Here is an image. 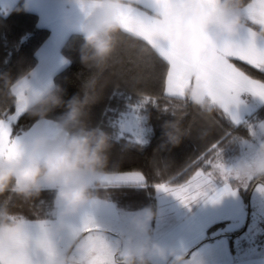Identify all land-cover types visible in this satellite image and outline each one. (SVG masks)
I'll use <instances>...</instances> for the list:
<instances>
[{
  "label": "clouds",
  "instance_id": "obj_1",
  "mask_svg": "<svg viewBox=\"0 0 264 264\" xmlns=\"http://www.w3.org/2000/svg\"><path fill=\"white\" fill-rule=\"evenodd\" d=\"M75 15L65 23L82 37L80 61L95 70L84 83L83 95L63 99L58 86L34 89L26 78L11 82L5 77L4 93L21 115L36 118L34 132L17 136L10 133L14 150L0 148V264H204L177 246L165 247L152 236L151 224L157 211L151 205L131 215L118 236L91 211L102 194L116 187L109 177L110 136L100 127H88L86 109L99 99V76L112 64L121 46L120 34L141 40L126 29L124 14L134 9V0H68ZM150 18L167 31L157 36L167 49L189 59L203 58L213 46L248 39L264 40V22L252 20L245 0H184L183 3L152 6ZM258 24L253 32L248 21ZM155 50L148 44L137 51L139 59ZM176 98L203 113L221 108L207 90L198 86L195 74ZM64 111L50 124L48 114ZM0 109V117L4 116ZM164 136L177 145L183 135L179 125L166 122ZM264 137V127L259 129ZM223 168L240 183L264 182V138L259 139L250 156ZM45 191H54L51 214L29 220L13 211V198L32 201ZM8 194V195H5Z\"/></svg>",
  "mask_w": 264,
  "mask_h": 264
},
{
  "label": "trees",
  "instance_id": "obj_2",
  "mask_svg": "<svg viewBox=\"0 0 264 264\" xmlns=\"http://www.w3.org/2000/svg\"><path fill=\"white\" fill-rule=\"evenodd\" d=\"M250 2L245 0L246 5ZM248 26L256 32L260 27L251 22ZM49 34V28L41 25L38 15L26 7L24 0H18L8 12H0V109L5 112L14 110V105L4 93L5 77L15 82L29 76L38 64L37 50ZM120 40L121 46L114 61L98 78L99 99L86 109L84 120L88 127H100L109 134V170L139 171L147 178L145 186L121 184L112 187L102 194V200L113 203L122 211L135 212L147 205L157 211L156 184L180 187L197 173H217L209 161L228 166L239 158L243 153V143L253 139L252 130L264 122V104L241 122L234 123L221 108L210 114L203 113L191 104L169 98L163 94L168 68L166 61L153 52L144 62L137 57L138 49L146 44L144 41L132 40L127 33H121ZM82 42L78 33H72L60 48L67 63L54 75L53 86L64 90L65 101L74 94L83 95L84 83L95 72L80 61ZM231 62L253 79L264 81V72L239 60L231 59ZM146 96L153 97L156 102L143 103ZM135 107H139V114L143 117L145 135L142 141L135 140L130 134L118 135L121 119ZM63 111L62 107L56 108L48 114V121H55ZM35 121V117L22 115L15 126V134L26 132L36 124ZM166 122L179 125L183 133L179 144L167 142L163 128ZM212 147L219 153V160L214 159L216 153ZM257 182L253 180L249 190ZM249 190L243 194L246 206H249ZM53 199L54 191H45L32 201L13 198L12 210L29 220L42 219L51 214ZM155 221L156 218L151 228ZM225 224L211 225L206 230L207 241L227 236H214V232ZM245 227L228 236L231 252L235 251V238L241 236ZM256 241L259 247L264 246V230Z\"/></svg>",
  "mask_w": 264,
  "mask_h": 264
},
{
  "label": "snow or ice",
  "instance_id": "obj_3",
  "mask_svg": "<svg viewBox=\"0 0 264 264\" xmlns=\"http://www.w3.org/2000/svg\"><path fill=\"white\" fill-rule=\"evenodd\" d=\"M183 3L184 0H134V9H129L123 16L126 29L135 32L142 38L146 44L150 45L156 55L166 61L168 68L166 70V79L164 81L163 94L169 98H176L182 95L183 89L191 82L190 77L195 74V80L198 86L204 87L210 98L218 102L223 112L230 115L234 121L237 117L230 112V108L238 102L242 93H250L264 99V81L253 79L234 63L231 58H236L253 66L261 72H264V48L258 47L253 40L247 39L246 42L224 44L219 47H211L206 57L189 59L174 49H167L162 42H158L156 37L167 31V28L156 21H153L149 15V9L157 4ZM259 12L254 11V5H247V12L252 20L264 22V0H258ZM142 58V61H146ZM156 102L153 97H144L143 103ZM167 104V101L165 102ZM21 113L14 107L0 117V148L11 153L14 150V144L10 142V133L18 124ZM212 151L216 153L214 159L219 160L220 155L215 147ZM207 159V157H205ZM217 172L229 176L228 172L220 163L209 161ZM213 173H208L207 177L197 173V180L189 182L188 187L172 189L164 184H156L158 190L170 192L185 205L197 200L198 198H209L213 201L221 196L228 194L230 188L227 183L221 192H215L212 189L211 177ZM109 182L119 186L121 184H134L145 186L146 176L139 171L118 172L109 177ZM195 185V187H193ZM212 189V195L209 190ZM234 194V193H233Z\"/></svg>",
  "mask_w": 264,
  "mask_h": 264
},
{
  "label": "rangeland",
  "instance_id": "obj_4",
  "mask_svg": "<svg viewBox=\"0 0 264 264\" xmlns=\"http://www.w3.org/2000/svg\"><path fill=\"white\" fill-rule=\"evenodd\" d=\"M140 112L139 107H135L132 112L124 115L119 125V137L123 134H130L135 140L141 139L137 141L143 140L145 130ZM261 127H264V122L259 123L252 130L253 139L243 143L242 155L230 165H233L242 157L251 155L257 141L261 139L259 135ZM209 173H213L211 187L215 192H221L225 187V183L230 188L229 193L221 196L218 200L198 198L185 205L170 192L162 191L160 193L161 190L159 191V201L162 202V206L164 204L166 206L165 219L169 217V221L173 224L172 235L174 239L172 246L182 248L189 257L195 254L203 260L204 264H264V246L259 247L256 241L264 230V182L258 181L249 190L253 181L244 184L235 181L230 176H224L220 172ZM200 174L207 177L208 173ZM194 180H197V175L189 182ZM189 182L182 187H188ZM212 189L209 190L210 196L212 195ZM248 190L250 192L249 206H246L243 194H246ZM167 207L174 211L170 213ZM218 222H226V224L216 230L214 236H227L207 241L206 230ZM243 226H246V229L241 233V236L235 238V251L231 252L230 237L228 236Z\"/></svg>",
  "mask_w": 264,
  "mask_h": 264
},
{
  "label": "crops",
  "instance_id": "obj_5",
  "mask_svg": "<svg viewBox=\"0 0 264 264\" xmlns=\"http://www.w3.org/2000/svg\"><path fill=\"white\" fill-rule=\"evenodd\" d=\"M17 1L18 0H0V12H8ZM24 3L29 10L38 15L41 25L48 27L50 30L49 37L37 50V67L29 76L25 77L34 89L43 90L48 87H53L54 75L67 63L60 53V48L70 34L78 33L74 27H70L65 23L66 18L75 15V10L68 3V0H24ZM249 4H253L254 11L257 13L259 12L258 0H251ZM152 10L153 9L148 10L149 14H151ZM248 22L253 23L252 20ZM248 27L251 28L250 26ZM252 31L256 32L253 29ZM247 39L248 34L245 31L240 37V42H246ZM256 43L258 47L264 48V40L258 39ZM231 59L238 60L236 58ZM263 104L264 99L253 96L250 93H242L238 98V102L230 108V112L235 114L237 121H234L230 115H227L232 122L239 123L240 120L242 121L243 118ZM51 122L52 121L47 120V123L50 124ZM36 127H38V125L34 124L30 129L18 136H23L30 131L34 132ZM159 191L160 190L157 189L158 210L154 227H152L153 229L151 228L152 236L162 245L168 247L173 245V224L169 221V217L165 219L166 215L164 211L166 206H164L165 204L162 206V202L159 201ZM160 193H162V191H160ZM167 209L170 210V213L174 211L168 207ZM91 211L100 221L104 222L112 229L114 236H118L125 230L129 218L134 214V212L119 210L113 203L106 200H101L95 204ZM156 264H160V262L157 261Z\"/></svg>",
  "mask_w": 264,
  "mask_h": 264
}]
</instances>
